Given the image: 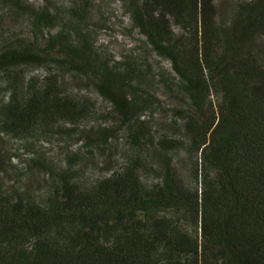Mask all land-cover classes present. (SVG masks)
I'll use <instances>...</instances> for the list:
<instances>
[{
	"label": "trees",
	"instance_id": "obj_1",
	"mask_svg": "<svg viewBox=\"0 0 264 264\" xmlns=\"http://www.w3.org/2000/svg\"><path fill=\"white\" fill-rule=\"evenodd\" d=\"M117 25L119 58L97 43ZM258 38L264 0L227 16L215 0H0V131L82 117L94 102L66 76L110 117L61 169L36 153L18 173L0 154V264H264ZM35 65L47 74L25 78Z\"/></svg>",
	"mask_w": 264,
	"mask_h": 264
},
{
	"label": "rangeland",
	"instance_id": "obj_2",
	"mask_svg": "<svg viewBox=\"0 0 264 264\" xmlns=\"http://www.w3.org/2000/svg\"><path fill=\"white\" fill-rule=\"evenodd\" d=\"M233 1L235 0H215V4L219 13L223 16H227ZM93 13L98 15L96 11ZM115 27V32L112 35H110L109 31L104 30L103 27H101L99 30L96 29L98 31L97 43L101 44L102 46H105L104 44H106L107 52L114 55L116 58H119V55H121L123 49H130V47L127 46V42L124 41L120 35H126L129 32L123 28L124 25H117ZM173 28L175 29L176 33H183L179 27L174 26ZM136 34V32L132 33V35ZM130 37L131 36H129V38ZM256 45L261 50H264V39L258 38ZM153 58H156V60L160 61V66L154 65V72L156 71V68L168 67L166 60H160L155 56ZM46 74L47 70L44 68V66L40 65L30 66L23 71L25 78L29 76H37L42 78ZM65 81L67 85H64V88H66L68 93L73 94L75 98L78 96L87 97L91 102H94V105L85 109L83 111L84 114H82V117L75 118L70 117L67 114H60L56 116V118L54 117V119L50 120L49 123H40L38 125L35 123L34 128L29 130L26 134L17 133L13 135L11 133H7L6 131H0V141L3 143V148L0 150V154L2 155L3 153H6L9 155V160L8 162L6 161L5 166L10 167V169H14L18 173H25L26 163L31 158L35 157L37 153L40 155V157L42 156L41 158L43 161H47L50 164H55V166L61 169L64 165V159L60 154V150H68L70 153L81 152V142L83 141L82 137L79 136V131L84 129L86 130L91 126L96 127L100 123H102V125L100 124L101 126H104V122H108L109 124L110 121H107L106 119H110L109 115L107 114V103L102 101L101 97L97 93L93 92L91 88L86 89L84 86H81L85 84L78 80L77 82L79 86L74 85L76 81L73 77L66 76ZM99 113L101 114L100 116ZM105 116L107 117L105 118ZM146 116L147 113L144 114V117ZM103 118H105L106 121ZM42 128H45L44 131L47 132V135L41 134L45 133L42 131ZM115 159H117L119 162L117 157H115ZM99 167H102V165H99ZM83 170H86V166ZM7 173L13 174L11 170ZM41 177H43V174L41 172H37L35 175L36 183H42L43 180H41ZM4 182L5 184L11 185V181L7 179H5Z\"/></svg>",
	"mask_w": 264,
	"mask_h": 264
}]
</instances>
